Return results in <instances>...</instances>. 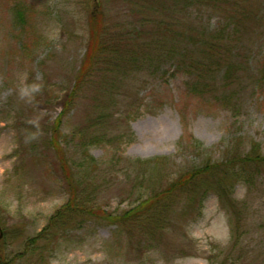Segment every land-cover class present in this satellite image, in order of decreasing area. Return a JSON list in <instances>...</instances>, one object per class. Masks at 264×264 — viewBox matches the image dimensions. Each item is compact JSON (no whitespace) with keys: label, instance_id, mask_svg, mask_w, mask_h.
<instances>
[{"label":"rangeland","instance_id":"1","mask_svg":"<svg viewBox=\"0 0 264 264\" xmlns=\"http://www.w3.org/2000/svg\"><path fill=\"white\" fill-rule=\"evenodd\" d=\"M254 5L255 24L239 45L236 108H220L209 98L198 97L174 62L152 50L153 61L126 65L132 67L130 72L114 73L119 81L111 87L103 83L100 94L88 89L81 95L62 126V135L70 137L65 150L71 163H82L74 134L92 117L102 118L107 130L104 139L86 145L87 155L100 169L106 170L114 157L135 165L133 172L115 165L109 175L93 174V181L102 186L98 208L112 214L127 210L141 194L205 158L220 162L236 143L244 151L249 141H255L264 154V82L253 86L264 71V0H255ZM18 6L26 18L22 25ZM93 9L85 0H0V225L11 232L23 230L21 240L37 234L68 197L55 158L44 153L43 139L61 110L59 100L73 85ZM203 14L208 28L217 25V16ZM221 76L218 72L216 79ZM102 133V127H94L88 135ZM186 135L206 151L182 147L180 139ZM157 159L163 162L135 164ZM74 171L79 175L87 168ZM240 175L231 190L234 210L215 196L188 217L180 214L184 207H178L170 218L174 229L164 233L162 244L129 251L125 240L115 237V226L88 219L52 245L45 264H264V168H244ZM132 184L137 185L133 192ZM231 211L239 219L236 241ZM21 240L11 233L1 244L6 257L21 250Z\"/></svg>","mask_w":264,"mask_h":264},{"label":"trees","instance_id":"2","mask_svg":"<svg viewBox=\"0 0 264 264\" xmlns=\"http://www.w3.org/2000/svg\"><path fill=\"white\" fill-rule=\"evenodd\" d=\"M85 1L94 7L88 15L85 52L70 91L59 100L61 110L43 139L44 153L49 151L55 158L68 197L32 237L21 240L23 230L14 229L11 232L0 225L3 233L0 264H45V254L51 251L52 245L88 219L104 220L115 226V237L123 238L129 251L138 252L145 245L151 248L155 244H162L164 233L173 231L170 218L179 211L178 207H184L180 214L188 217L207 198L215 196L224 207L234 210L237 204L231 198V190L242 178L241 169L258 171L264 168V154L259 143L249 141V148L244 151H240L239 143H236L220 162L205 158L198 166L185 169L165 185L141 194L127 210L112 214L98 208L97 199L102 186L93 181V174L99 171L109 175L112 172L110 166L113 168L115 165L126 173L133 172L135 165L123 157H114L106 163V170L100 169L97 162L87 155L86 145L104 139V131L107 130L102 118L92 117L85 120L74 134L81 149L82 163H71L65 150V143L70 137L62 135V126L81 95L88 89L98 95L103 83L102 86L106 84L111 87V84L119 81L113 77L114 73L119 75L122 70L125 75L130 68L140 66L141 61L150 62L151 58L153 61L152 50L158 52L156 56L159 58L174 62L186 79L188 89L198 97L209 98L220 108H236L242 63L239 45H243L246 34L255 24L256 9L255 0ZM16 8L17 19L22 25L26 22L25 14L21 6ZM112 12L114 15H111ZM203 12L217 16V25L208 28L202 22ZM110 16L113 18L111 22ZM120 21L125 23L121 25ZM156 60H159L158 57ZM218 72L222 76L216 79ZM263 82L264 71L254 80L253 86ZM94 127H102V137L88 135ZM186 136L180 139L179 144L184 143L182 147L206 151L201 144ZM106 138L108 142L111 139ZM162 162V159L147 163L137 160L135 164L142 167ZM84 165L87 173L77 175L74 170L81 171ZM86 182L91 186L85 185ZM136 186L132 184L130 191L133 192ZM87 187L92 189L88 191ZM231 214L234 224L231 227L232 240L236 241L240 235L239 219L232 211ZM11 233L17 241L21 240L22 248L6 257L1 244L11 237Z\"/></svg>","mask_w":264,"mask_h":264},{"label":"water","instance_id":"3","mask_svg":"<svg viewBox=\"0 0 264 264\" xmlns=\"http://www.w3.org/2000/svg\"><path fill=\"white\" fill-rule=\"evenodd\" d=\"M3 233H2V229L0 228V240L2 239Z\"/></svg>","mask_w":264,"mask_h":264}]
</instances>
